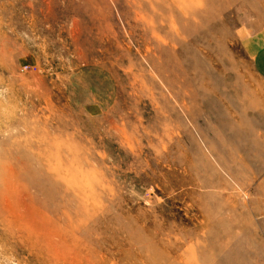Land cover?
Wrapping results in <instances>:
<instances>
[{
    "label": "rangeland",
    "instance_id": "obj_1",
    "mask_svg": "<svg viewBox=\"0 0 264 264\" xmlns=\"http://www.w3.org/2000/svg\"><path fill=\"white\" fill-rule=\"evenodd\" d=\"M0 264H264V0H0Z\"/></svg>",
    "mask_w": 264,
    "mask_h": 264
},
{
    "label": "bare ground",
    "instance_id": "obj_2",
    "mask_svg": "<svg viewBox=\"0 0 264 264\" xmlns=\"http://www.w3.org/2000/svg\"><path fill=\"white\" fill-rule=\"evenodd\" d=\"M21 157H22V156H21ZM17 159H18V158H17ZM22 160H23V159H22ZM22 162H23V161H22ZM27 163H28V162H27ZM20 164H21V163H20ZM23 165H24V164H23ZM17 168H18V167H17ZM17 168H16V169H17ZM9 169H10V167H9ZM10 170H11V169H10ZM9 172H10V171H9ZM9 172H8V173H9ZM8 173H7V174H8ZM10 173H11V172H10ZM11 174H12V173H11ZM5 175H6V174H5ZM16 175H17V174H16ZM6 177H8V175H6ZM9 177H10V176H9ZM6 180H8V179H6ZM12 180H14V179H12ZM7 182H8V181H7ZM17 182H18V181H16V183H17ZM13 183H14V182H13ZM8 184H9V183H8ZM18 187H21V186H18ZM7 192H8V191H7ZM11 192H12V191H11ZM12 195H13V194H12ZM13 197H14V196H13ZM8 201H9V200H8ZM8 201H7V202H8ZM7 202H6V203H7ZM13 202H14V201H13ZM13 202H12V203H13ZM12 203H11V204H12ZM11 204H10V205H11ZM15 204H16V203H15ZM12 205H13V204H12ZM16 205H17V204H16ZM12 210H13V209H12ZM63 212H64V211H63ZM18 216H19V215H18ZM18 216H17V217H18ZM22 218H23V217H22ZM34 218H35V217H34ZM46 218H47V217H46ZM46 218H45V219H46ZM66 218H67V217H66ZM32 219H33V218H32ZM48 220H49V219H48ZM68 220H69V219H68ZM22 221H24V220H22ZM26 221H27V220H26ZM37 221H38V220H37ZM51 221H52V219H51ZM82 221H83V220H82ZM18 222H19V221H18ZM27 222H29V221H27ZM47 222H48V221L46 220V223H47ZM49 222H50V221H49ZM51 223H52V222H51ZM37 224H38V223H37ZM53 224H54V223H53ZM40 225H41V223H40ZM45 227H46V226H45ZM46 231H47V230H46ZM46 231H45V234H43V235H46ZM38 232L41 233L42 231H38ZM48 233H49V232H48ZM57 235H59V234H57ZM57 235H56V238H57V237H60V238L62 239L61 236H57ZM60 235H61V234H60ZM38 236H39V235H38ZM47 236H48V235H47ZM46 238H47V237H46ZM52 238H53V237H52ZM53 239H54V238H53ZM57 241H58V240H57ZM59 241H60V240H59ZM49 242H52V241H49ZM43 243H44V242H43ZM56 243H57V242H56ZM44 244L46 245V242H45ZM52 244H53V243H52ZM62 244H63V243H62ZM55 245H57V244H55ZM60 245H61V243H60ZM52 246H53V245H52ZM58 246H59V244L57 245V248H59ZM53 247H55V246H53ZM46 248H47V247H46ZM49 248H50V247H49ZM51 248H52V247H51ZM57 248H56V249H57ZM61 248H63V247H61ZM64 248H65V246H64ZM47 249H48V248H47ZM52 249H53V248H52ZM59 249H60V248H59ZM48 250H49V249H48ZM54 250H55V249H54ZM60 250H62V249H60ZM55 252H58V251L56 250ZM65 252H66V249H65ZM60 253H61V252H60ZM62 254H63V252H62ZM55 255H56V254H55ZM55 255H54V256H55ZM59 255H61V254H59ZM51 257H52V256H51ZM56 258H57V256H56ZM61 258H63V257H61ZM53 259H54V257H53ZM59 259H60V258H58L57 260H59ZM63 259H64V258H63Z\"/></svg>",
    "mask_w": 264,
    "mask_h": 264
},
{
    "label": "crops",
    "instance_id": "obj_3",
    "mask_svg": "<svg viewBox=\"0 0 264 264\" xmlns=\"http://www.w3.org/2000/svg\"><path fill=\"white\" fill-rule=\"evenodd\" d=\"M260 62H261V60H260Z\"/></svg>",
    "mask_w": 264,
    "mask_h": 264
}]
</instances>
